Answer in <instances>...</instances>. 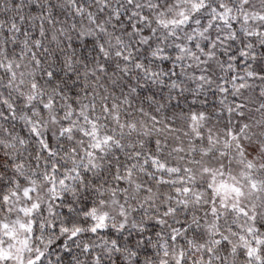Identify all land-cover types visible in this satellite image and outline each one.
Masks as SVG:
<instances>
[{
    "label": "clouds",
    "instance_id": "obj_1",
    "mask_svg": "<svg viewBox=\"0 0 264 264\" xmlns=\"http://www.w3.org/2000/svg\"><path fill=\"white\" fill-rule=\"evenodd\" d=\"M0 264H264V0H0Z\"/></svg>",
    "mask_w": 264,
    "mask_h": 264
}]
</instances>
